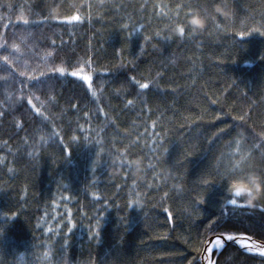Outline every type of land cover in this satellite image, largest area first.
Masks as SVG:
<instances>
[{"label": "trees", "instance_id": "obj_1", "mask_svg": "<svg viewBox=\"0 0 264 264\" xmlns=\"http://www.w3.org/2000/svg\"><path fill=\"white\" fill-rule=\"evenodd\" d=\"M233 181L264 183V0H0V264L264 242V196Z\"/></svg>", "mask_w": 264, "mask_h": 264}, {"label": "water", "instance_id": "obj_2", "mask_svg": "<svg viewBox=\"0 0 264 264\" xmlns=\"http://www.w3.org/2000/svg\"><path fill=\"white\" fill-rule=\"evenodd\" d=\"M233 237H238L239 242L246 241L249 243V245L245 246L244 244H240L235 239L229 241L227 240L226 235H217V236L211 237L206 242V246L200 258V264H210L211 257L213 253L216 252V250L212 251L211 248L215 244V241L217 238H220L222 240V243L224 244L225 247L228 245H233L237 247L238 249L245 251V252H253V253H259V254L264 255V242L263 241L253 239L248 236H233ZM241 245H243L244 247H242ZM258 245H261V246H258Z\"/></svg>", "mask_w": 264, "mask_h": 264}, {"label": "clouds", "instance_id": "obj_3", "mask_svg": "<svg viewBox=\"0 0 264 264\" xmlns=\"http://www.w3.org/2000/svg\"><path fill=\"white\" fill-rule=\"evenodd\" d=\"M242 184H243V190L239 192V195L248 197L253 195L254 192H258L259 195L257 196V199H259L261 196H264V183H259V187H257L255 184H249L246 181L245 182L233 181L232 182L233 191L235 192L237 189H240Z\"/></svg>", "mask_w": 264, "mask_h": 264}, {"label": "snow or ice", "instance_id": "obj_4", "mask_svg": "<svg viewBox=\"0 0 264 264\" xmlns=\"http://www.w3.org/2000/svg\"><path fill=\"white\" fill-rule=\"evenodd\" d=\"M88 87H89V85H88ZM69 154H70V151H69ZM17 215H19V213H15V212L12 213V216L13 217H15ZM69 222H70L71 226L68 227L67 231H68V233H71L73 231V229L76 227L75 222H73L71 220V215H69ZM100 229H101V221H100L99 218H97L96 219V224H95V231L92 232V236L94 238H97L98 239L100 237ZM3 230H4V226H0V233H2ZM234 239L239 243V238L238 237H233L231 235L227 236V240H229V241L234 240ZM248 239H250V238H248ZM216 240H220V239L217 238ZM65 243H67V241H65ZM220 246H221V244L219 245V247ZM241 246L244 247L243 245H241ZM258 246H261V245H258ZM219 247H217V248H219ZM249 253H253V252H249Z\"/></svg>", "mask_w": 264, "mask_h": 264}, {"label": "bare ground", "instance_id": "obj_5", "mask_svg": "<svg viewBox=\"0 0 264 264\" xmlns=\"http://www.w3.org/2000/svg\"><path fill=\"white\" fill-rule=\"evenodd\" d=\"M226 236H229V235H226ZM231 236H236V235H231ZM220 239V238H219ZM240 244H244L245 246L246 245H249V243L248 242H246V241H241V242H239ZM221 244V246L220 247H224V244L222 243V240L220 239V240H216L215 241V244L212 246V248H214V249H216L217 247H219V245ZM217 246V247H216ZM247 253H249V252H247ZM253 254H259V253H253ZM259 255H262V254H259ZM262 256H264V255H262Z\"/></svg>", "mask_w": 264, "mask_h": 264}, {"label": "rangeland", "instance_id": "obj_6", "mask_svg": "<svg viewBox=\"0 0 264 264\" xmlns=\"http://www.w3.org/2000/svg\"><path fill=\"white\" fill-rule=\"evenodd\" d=\"M82 79L86 82V83H89L91 80H90V77H88L87 75L85 76V75H83L82 76ZM214 237V236H213ZM205 246H206V244H205ZM225 247V246H224ZM224 247H219V248H216V249H214V248H211V250L213 251V250H216L217 251V254H220L223 250H224Z\"/></svg>", "mask_w": 264, "mask_h": 264}]
</instances>
